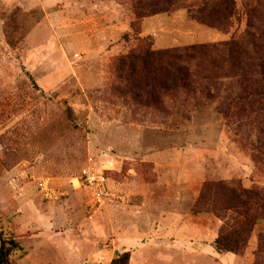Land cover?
<instances>
[{
	"label": "rangeland",
	"instance_id": "1",
	"mask_svg": "<svg viewBox=\"0 0 264 264\" xmlns=\"http://www.w3.org/2000/svg\"><path fill=\"white\" fill-rule=\"evenodd\" d=\"M229 1L232 14L224 0H179L138 21L133 0H0V224L22 247L13 264H111L115 250L129 264H255L264 222L238 257L212 249L219 218L192 213L206 181L264 186L246 136L215 101L135 106L115 71L134 34L155 50L241 39L264 0ZM212 2L216 28L192 10ZM86 166L114 195L97 213Z\"/></svg>",
	"mask_w": 264,
	"mask_h": 264
},
{
	"label": "trees",
	"instance_id": "2",
	"mask_svg": "<svg viewBox=\"0 0 264 264\" xmlns=\"http://www.w3.org/2000/svg\"><path fill=\"white\" fill-rule=\"evenodd\" d=\"M178 3L179 0H133V12L139 21L168 13ZM214 3L192 10L198 15L193 14L195 17L216 28ZM224 3L225 11L232 14L230 1ZM249 11L255 12L254 8ZM250 19L254 21H250L244 37L213 45L155 50L148 38L134 34L128 39L129 51L116 59L115 71L125 86L121 95L129 94L138 107L168 113L180 101L218 102L219 116L226 126L246 136L245 147L251 145L257 152L252 159L260 160L258 167L264 173V16ZM192 213L219 218L223 224L215 241L216 251L242 257L264 222V186L206 181ZM19 249V242L7 236L0 224V264H13L12 257ZM255 258V264H264L263 232L258 237ZM130 259V253L125 252L111 264H129Z\"/></svg>",
	"mask_w": 264,
	"mask_h": 264
},
{
	"label": "built area",
	"instance_id": "3",
	"mask_svg": "<svg viewBox=\"0 0 264 264\" xmlns=\"http://www.w3.org/2000/svg\"><path fill=\"white\" fill-rule=\"evenodd\" d=\"M79 180L91 193L90 203L88 204L91 212L97 213L108 201L114 198V195L107 186L104 175L99 173L94 167L86 166ZM42 185L44 186L45 183ZM43 192L44 194L46 193L45 196H49V191L47 189Z\"/></svg>",
	"mask_w": 264,
	"mask_h": 264
},
{
	"label": "crops",
	"instance_id": "4",
	"mask_svg": "<svg viewBox=\"0 0 264 264\" xmlns=\"http://www.w3.org/2000/svg\"><path fill=\"white\" fill-rule=\"evenodd\" d=\"M177 228H178V229H184V228H186V222L183 221L182 224H179ZM215 239H217V236H216ZM113 244L115 245L116 243L113 241ZM201 245H202V244H201ZM201 245H200V248H201V249H204L205 246H204V245L201 246ZM213 246H214V245H212V249H215V248H214L215 246H214V247H213ZM20 248H22V247L20 246ZM209 248H210V247H209ZM209 248H208V249H209ZM205 249H206V247H205ZM215 250H216V249H215ZM115 255H116V257H117V251H116V250H115ZM208 255H209V254H208ZM157 261H158V260H157ZM148 264H150V263H148Z\"/></svg>",
	"mask_w": 264,
	"mask_h": 264
},
{
	"label": "water",
	"instance_id": "5",
	"mask_svg": "<svg viewBox=\"0 0 264 264\" xmlns=\"http://www.w3.org/2000/svg\"><path fill=\"white\" fill-rule=\"evenodd\" d=\"M119 255V252H117V256Z\"/></svg>",
	"mask_w": 264,
	"mask_h": 264
}]
</instances>
